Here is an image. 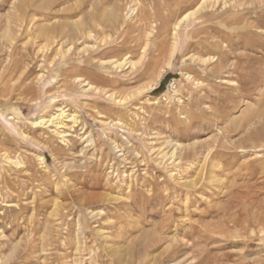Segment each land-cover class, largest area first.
I'll return each instance as SVG.
<instances>
[{
	"label": "rangeland",
	"instance_id": "374dc122",
	"mask_svg": "<svg viewBox=\"0 0 264 264\" xmlns=\"http://www.w3.org/2000/svg\"><path fill=\"white\" fill-rule=\"evenodd\" d=\"M116 1L0 0V264H264V0Z\"/></svg>",
	"mask_w": 264,
	"mask_h": 264
},
{
	"label": "bare ground",
	"instance_id": "6f19581e",
	"mask_svg": "<svg viewBox=\"0 0 264 264\" xmlns=\"http://www.w3.org/2000/svg\"><path fill=\"white\" fill-rule=\"evenodd\" d=\"M31 2H32V0H30ZM52 1V0H51ZM203 1V0H202ZM215 1V0H214ZM208 2V1H207ZM261 2V1H260ZM25 3V2H24ZM14 4H15V6L16 7H18L19 9H23L24 11H23V14L20 16V19H19V21H18V23H20V25H19V27L20 26H22V25H24V23L26 24V26H28V29H30V28H32L33 29V24H32V22H34L35 21V17H32V15L30 16V15H27L26 13H24L25 12V5L21 2V0H15V2H14ZM48 4H49V2H48ZM206 4V2H202L201 4H199L198 5V7L196 8V9H200V8H203L204 7V5ZM207 5V4H206ZM49 6V5H48ZM156 6V5H155ZM226 6V5H225ZM206 7V6H205ZM47 8H49V7H47ZM63 9V8H62ZM122 10V6H121V4H120V2H119V0L118 1H116L115 2V7H113L112 8V13H104V17H101L100 19H96L95 17H93V16H90V20H87V19H85L84 20V22H79V23H72L74 26H75V28H74V30L78 33V31H80V32H85V30H84V26H90V28H91V30H93V29H95V28H97L98 26L100 27V26H102L103 24L105 25V26H112V27H114V29H116L117 27H119V26H121V24L123 23L122 22V20H124V17H123V11H121ZM54 12V11H53ZM58 12V11H57ZM56 12V13H57ZM192 12H194V10H192V11H190V12H188V13H186V14H184L182 17H181V19L179 20V22H177V24H176V28L177 27H179V25H180V23L183 21V20H185L187 17H189V15L192 13ZM55 13V12H54ZM53 13V14H54ZM91 13V12H90ZM198 13V12H197ZM214 17V16H213ZM38 20V19H37ZM36 20V21H37ZM35 24H36V22H35ZM41 24V23H40ZM43 24H45V23H43ZM68 25V23H64L63 21L62 22H52L51 21V23H49V24H46V25H40L41 26V31L42 32H47L48 33V36H50V37H52V38H54L55 37V35H54V33H55V30L56 29H58V28H61V30H64L65 28H66V26ZM22 28V27H21ZM23 28H25V27H23ZM93 28V29H92ZM71 30V29H70ZM28 31V30H27ZM86 31H87V29H86ZM75 32V34L76 35H78L77 33ZM91 32V31H90ZM89 32V33H90ZM63 34V33H62ZM117 64H120V63H117ZM60 112L58 113V114H56L54 117H53V119L54 118H59V117H63L64 116V114H65V111L63 110V109H60L59 110ZM43 121L41 120V121H37V122H34V123H42ZM60 123H62V122H59L58 123V125H60ZM264 134V133H263ZM263 136V135H262ZM256 137V136H255ZM256 144V143H255ZM244 146V145H243ZM255 146V145H254ZM181 147V146H180ZM204 165V164H203ZM204 172V171H203ZM202 177V176H201ZM198 179V178H197ZM195 181V180H194ZM188 182H190V181H188ZM192 183V182H191ZM186 184H188L187 182H186ZM189 185V184H188ZM230 209V208H229ZM240 217V216H239ZM262 217V216H261ZM257 223V222H256ZM263 226V225H262ZM264 228V227H263ZM262 231V230H261ZM255 233V232H254Z\"/></svg>",
	"mask_w": 264,
	"mask_h": 264
}]
</instances>
